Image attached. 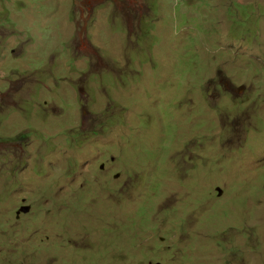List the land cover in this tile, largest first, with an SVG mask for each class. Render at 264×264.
<instances>
[{"label": "rangeland", "instance_id": "374dc122", "mask_svg": "<svg viewBox=\"0 0 264 264\" xmlns=\"http://www.w3.org/2000/svg\"><path fill=\"white\" fill-rule=\"evenodd\" d=\"M158 261L264 264V0H0V264Z\"/></svg>", "mask_w": 264, "mask_h": 264}, {"label": "water", "instance_id": "95a60500", "mask_svg": "<svg viewBox=\"0 0 264 264\" xmlns=\"http://www.w3.org/2000/svg\"><path fill=\"white\" fill-rule=\"evenodd\" d=\"M30 210V206H23L20 211L22 212H28Z\"/></svg>", "mask_w": 264, "mask_h": 264}, {"label": "clouds", "instance_id": "9594fccd", "mask_svg": "<svg viewBox=\"0 0 264 264\" xmlns=\"http://www.w3.org/2000/svg\"><path fill=\"white\" fill-rule=\"evenodd\" d=\"M112 158L114 159V157H112ZM112 158H111V161L115 163V160L113 161ZM103 164H105V163H103ZM101 166H102V164H101ZM116 175L118 176V175H120V173H116ZM158 262H159L158 264H164L161 261H158Z\"/></svg>", "mask_w": 264, "mask_h": 264}, {"label": "flooded vegetation", "instance_id": "af4514ba", "mask_svg": "<svg viewBox=\"0 0 264 264\" xmlns=\"http://www.w3.org/2000/svg\"><path fill=\"white\" fill-rule=\"evenodd\" d=\"M112 160L114 161L113 158H112ZM101 168H102L103 170H106V169H107V168H106V164H102ZM105 168H106V169H105Z\"/></svg>", "mask_w": 264, "mask_h": 264}]
</instances>
